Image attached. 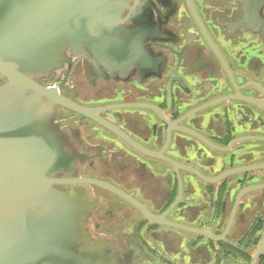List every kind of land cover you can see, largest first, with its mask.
I'll return each instance as SVG.
<instances>
[{
    "label": "flooded vegetation",
    "instance_id": "obj_1",
    "mask_svg": "<svg viewBox=\"0 0 264 264\" xmlns=\"http://www.w3.org/2000/svg\"><path fill=\"white\" fill-rule=\"evenodd\" d=\"M123 1L129 48L36 81L91 110L40 99L77 264H264V0Z\"/></svg>",
    "mask_w": 264,
    "mask_h": 264
},
{
    "label": "water",
    "instance_id": "obj_2",
    "mask_svg": "<svg viewBox=\"0 0 264 264\" xmlns=\"http://www.w3.org/2000/svg\"><path fill=\"white\" fill-rule=\"evenodd\" d=\"M123 0H0V264H77L79 202L51 176L67 167L41 118V97L89 116L36 82L65 54L129 48L121 31ZM126 38V39H125ZM108 55V54H107ZM33 92V94H30ZM264 168V165L259 166ZM63 182V181H60ZM263 186L256 187L262 188ZM150 218V217H149Z\"/></svg>",
    "mask_w": 264,
    "mask_h": 264
}]
</instances>
